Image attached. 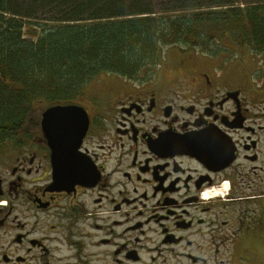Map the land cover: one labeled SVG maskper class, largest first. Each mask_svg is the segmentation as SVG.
<instances>
[{
	"label": "flooded vegetation",
	"instance_id": "af4514ba",
	"mask_svg": "<svg viewBox=\"0 0 264 264\" xmlns=\"http://www.w3.org/2000/svg\"><path fill=\"white\" fill-rule=\"evenodd\" d=\"M225 60L100 77L79 143L33 110L0 149V264H264V53Z\"/></svg>",
	"mask_w": 264,
	"mask_h": 264
},
{
	"label": "trees",
	"instance_id": "16d2710c",
	"mask_svg": "<svg viewBox=\"0 0 264 264\" xmlns=\"http://www.w3.org/2000/svg\"><path fill=\"white\" fill-rule=\"evenodd\" d=\"M199 1L0 0V149L35 106L80 101L102 75L150 77L168 49L264 53V0Z\"/></svg>",
	"mask_w": 264,
	"mask_h": 264
},
{
	"label": "water",
	"instance_id": "95a60500",
	"mask_svg": "<svg viewBox=\"0 0 264 264\" xmlns=\"http://www.w3.org/2000/svg\"><path fill=\"white\" fill-rule=\"evenodd\" d=\"M41 126L49 142H59L66 145L68 140L61 138V136L68 132V136L74 135L75 142L79 143L86 132L87 119L84 110L79 106L57 105L44 111Z\"/></svg>",
	"mask_w": 264,
	"mask_h": 264
},
{
	"label": "rangeland",
	"instance_id": "374dc122",
	"mask_svg": "<svg viewBox=\"0 0 264 264\" xmlns=\"http://www.w3.org/2000/svg\"><path fill=\"white\" fill-rule=\"evenodd\" d=\"M161 0H154V3H157ZM212 1H219V2H223L225 0H200L199 2L200 3H212ZM250 1H253V0H238V2L241 4V3H249ZM222 42V45L224 47H229L230 50L228 49H223V52H221V58H225L226 60H231V61H240L242 59H245L247 60L249 58V56L251 55L252 57L255 56L256 54H252L251 52H249L246 48H242V49H236L235 47V43L232 42V40L230 38H224L221 40ZM245 55V56H244ZM225 60V61H226ZM255 64V63H254ZM253 64V65H254ZM104 75L101 76V78L103 77ZM43 108L45 106H42ZM35 109H38L37 106H35Z\"/></svg>",
	"mask_w": 264,
	"mask_h": 264
}]
</instances>
